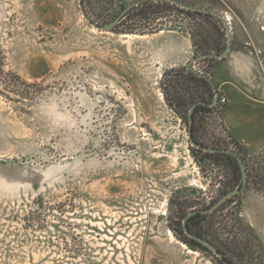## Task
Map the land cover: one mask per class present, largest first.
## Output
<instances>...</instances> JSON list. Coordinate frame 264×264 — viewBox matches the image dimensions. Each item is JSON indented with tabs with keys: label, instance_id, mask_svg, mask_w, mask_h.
<instances>
[{
	"label": "rangeland",
	"instance_id": "1",
	"mask_svg": "<svg viewBox=\"0 0 264 264\" xmlns=\"http://www.w3.org/2000/svg\"><path fill=\"white\" fill-rule=\"evenodd\" d=\"M134 1L83 2L107 24ZM181 1L226 15L230 32L264 33V0ZM78 8L0 0V264H219L182 222L238 176L231 159L190 147L188 111L214 94L182 70L225 43L222 23L157 5L99 32ZM212 65L194 68L211 79ZM14 76L29 85L20 84L26 96ZM217 106L197 112L198 140L239 152L248 166L264 157L226 131ZM228 107L247 113L236 101ZM259 189L246 183L190 229L235 264H264Z\"/></svg>",
	"mask_w": 264,
	"mask_h": 264
},
{
	"label": "crops",
	"instance_id": "2",
	"mask_svg": "<svg viewBox=\"0 0 264 264\" xmlns=\"http://www.w3.org/2000/svg\"><path fill=\"white\" fill-rule=\"evenodd\" d=\"M247 29L231 32V50L223 59L213 62L211 79L219 98H225L218 117L226 131L247 148L261 150L264 149V33ZM234 101L246 109L245 117L229 109L228 105ZM243 123L251 125L247 135L239 131Z\"/></svg>",
	"mask_w": 264,
	"mask_h": 264
},
{
	"label": "water",
	"instance_id": "3",
	"mask_svg": "<svg viewBox=\"0 0 264 264\" xmlns=\"http://www.w3.org/2000/svg\"><path fill=\"white\" fill-rule=\"evenodd\" d=\"M84 0H78V6H79V12L82 16V18L89 24V26L93 27L94 30L99 31V32H105V31H112L116 26L119 25V23L121 22V20L123 19V17L125 16L126 13H128L130 10H132L134 7H137L139 4L141 3H145V2H161V3H169L171 5L176 6L179 9L185 10V11H194V13H208L213 17H216L217 19H219V21L222 23L223 27H224V31L226 34V46H224L223 50L220 53L217 54H213V53H204L202 55H198L196 57H194L193 59H191L190 61L187 62V64L185 65V69L187 71L192 72L193 74L197 75L198 77H202L204 79H206L208 81V83L211 85L212 87V91H213V97H212V101L210 103L205 102V101H198L197 103H195L194 105H192V107H190V110L188 111V116H189V121H188V128H187V136H188V140H189V145L192 149L195 150H200L206 153H218V152H222L223 154H232L236 159H237V163L239 165V169L241 172V179H240V184L232 189L231 191H229L228 193H226L225 195H221L216 202L211 205L209 208H202V209H198V210H194L191 211L189 213H187L183 219L182 222V230L184 235L187 237L188 240L197 242L199 244H201L202 246H204V248L211 253L212 255H214L221 264H233L231 263V261H229L228 258H226L224 256V254L222 252H220V250H218L216 244H214L213 242H211L210 240L205 239L203 236L197 235L193 232H191L188 229V225H187V221L196 213H205V214H209L212 213L213 211H216L221 205H223L227 200H229L230 198H232L235 195H239L240 193H242L246 187V179H247V173L245 170V167L242 163V160L240 159V156L230 150V149H223V148H218V147H209L201 142H198L194 139L193 137V132H192V128H193V118H192V114L193 111H195V108L198 105H204L207 106L208 108H214L217 106L218 104V100H219V92L217 90V88L215 87L214 83L212 82V80L210 79L209 75L204 74V73H200L198 71L195 70L194 65L198 62V61H202L204 59H214L215 61L217 60H221L223 59L225 56L228 55V53L231 50V46H232V37H231V32H230V26H229V22L227 21V18L214 10H210L209 8H201V7H196L192 4H189L187 2L181 1V0H136L133 3L129 4L128 6H126L124 9H122L120 11V13L115 17V19L107 24H98L96 22H94V20H92L88 14L85 11V5H84Z\"/></svg>",
	"mask_w": 264,
	"mask_h": 264
},
{
	"label": "trees",
	"instance_id": "4",
	"mask_svg": "<svg viewBox=\"0 0 264 264\" xmlns=\"http://www.w3.org/2000/svg\"><path fill=\"white\" fill-rule=\"evenodd\" d=\"M157 5H161V6H164V7H175V8H177L176 6H174V5H171V4H169V3H161V2H157V3H155V2H143V3H141V4H139L137 7H134L132 10H130L128 13H126L125 14V16L123 17V19L121 20V22L119 23V25L118 26H121V25H123L125 22H128L138 11H140V10H143V9H147V8H150V7H153V6H157ZM177 9H179V8H177ZM182 12H184V13H187V14H194V15H199V16H202V17H204V18H210V19H216L219 23H221L220 21H219V19H217L216 17H213V16H211L210 14H208V13H194V11H185V10H182V9H180ZM118 26H116V27H118ZM115 27V28H116ZM224 46H226V41H225V43H223V44H218V45H216L215 46V48H214V50H215V53H213V54H217V53H220L222 50H223V48H224ZM194 47L195 48H197L195 45H194ZM207 53V52H206ZM204 54V53H203ZM202 55V54H201ZM204 60H209V62H214L215 60L214 59H209V58H207V59H204ZM2 72V71H1ZM0 72V73H1ZM182 72L184 73V76H186L188 79H191L192 81H197V82H199V83H201V84H205V85H207L209 88H211L212 89V87H211V85L208 83V81L206 80V79H204V78H202V77H198L197 75H195V74H193L192 72H190V71H187L185 68L182 70ZM10 76H12L11 74H10ZM15 77V80L17 81V86H15V85H13V87H15L14 89H15V91H17V93H19V89H22L21 88V86H20V84H22L23 86H25V87H29V85H27L24 81H22V80H20V78L18 77V76H14ZM213 82V81H212ZM216 86V85H215ZM27 95V91H25L24 89H22L21 90V95ZM213 97V96H212ZM212 101V100H211ZM198 102V101H197ZM196 102V103H197ZM206 102V101H205ZM210 103V102H209ZM195 104V103H194ZM193 104V105H194ZM218 105V104H217ZM192 107V106H191ZM218 109V106H216V107H214V108H208L207 106H203V105H198L196 108H195V111H193V113H195V112H198V111H208V112H214V111H216ZM196 123L194 122L193 123V128H192V132H193V134H195L196 133ZM194 139L196 140V141H198V142H200V140H198V139H196L195 137H194ZM202 143V142H201ZM204 144V143H203ZM205 145H207V144H205ZM218 148H223V149H226V148H224L223 146H217ZM214 148V147H213ZM233 151V150H232ZM234 152H236L239 156H240V159L242 160V163H243V165H244V167H245V170H246V173H247V179H246V183H247V185H251L256 191H261V189H259V188H264V157H262V158H260V159H254V161H252L251 163H250V165L248 166V165H246V164H244V162H245V159L239 154V152H237V151H234ZM206 153V152H205ZM206 155H208V156H215V155H221V156H223V157H225V158H228V159H231L232 161H234V164H235V167H236V173H237V176H238V181H240V179H241V172H240V169H239V165H238V163H237V159L234 157V156H232V155H227V154H223V153H218V154H208V153H206ZM259 160H260V162H259ZM188 225V224H187ZM182 227H183V225H182ZM182 227H181V229H182ZM188 229L191 231V232H193L190 228H189V226H188ZM193 233H195V234H197V235H200V234H198V233H196V232H193ZM204 237V236H203ZM189 242H191L192 243V245H195V246H197V247H202V248H204V246H202L201 244H199V243H197V242H194V241H191V240H188ZM211 242H213V241H211ZM214 243V242H213ZM215 244V243H214ZM217 246V245H216ZM217 248H218V250H220V248L217 246ZM204 250H206L205 248H204ZM207 251V250H206ZM220 252H222L221 250H220ZM223 253V252H222ZM224 254V256L226 257V258H228L229 259V261H231V263H233V264H235L234 263V261H233V259L232 258H230V257H228L225 253H223ZM218 262H219V264H221L220 263V261L218 260Z\"/></svg>",
	"mask_w": 264,
	"mask_h": 264
},
{
	"label": "flooded vegetation",
	"instance_id": "5",
	"mask_svg": "<svg viewBox=\"0 0 264 264\" xmlns=\"http://www.w3.org/2000/svg\"><path fill=\"white\" fill-rule=\"evenodd\" d=\"M203 106H204V105H203ZM196 117H197V112H195V113L192 114L193 123H194V122L196 123ZM188 121H189V116H188ZM193 137H195L196 139H198L196 133L193 134ZM197 151H200V150H197ZM201 152H203V151H201ZM218 153H222V152H218ZM218 153H212V154H218ZM208 154H210V153H208ZM227 155H232V154H227ZM215 156H218V155H215ZM232 156H233V155H232ZM237 162H238V161H237ZM239 184H240V181H238L237 185H236L234 188H236ZM234 188H233V189H234ZM222 196H223V195H222ZM233 197H234V196H233ZM233 197H232V198H233ZM232 198H230V199H232ZM230 199H229V200H230ZM229 200H227L226 202H228ZM215 202H216V201H215ZM215 202H214V203H215ZM226 202H225V203H226ZM214 203H213V204H214ZM225 203H224V204H225ZM213 204H211V205H213ZM224 204H223V205H224ZM211 205H210V206H211ZM223 205H221V206H223ZM210 206H209V207H210ZM209 207H208V208H209ZM195 210H198V209H195ZM193 211H194V210H193ZM190 212H191V211H190ZM209 214H211V213H209ZM209 214H205V213H204V214H203V213H196V214H194V215H193V216L187 221V224H188L189 228L191 227V223H192L194 220H196L197 218H203L204 216L206 217V216L209 215Z\"/></svg>",
	"mask_w": 264,
	"mask_h": 264
},
{
	"label": "built area",
	"instance_id": "6",
	"mask_svg": "<svg viewBox=\"0 0 264 264\" xmlns=\"http://www.w3.org/2000/svg\"><path fill=\"white\" fill-rule=\"evenodd\" d=\"M224 16L227 18V21L229 22L230 21L229 18L226 15H224ZM223 104H225V98L220 97L218 100V105H223Z\"/></svg>",
	"mask_w": 264,
	"mask_h": 264
}]
</instances>
